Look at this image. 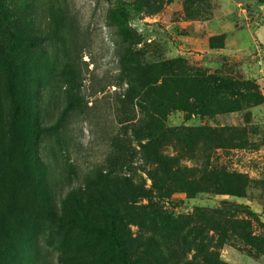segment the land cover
<instances>
[{
	"label": "rangeland",
	"instance_id": "rangeland-1",
	"mask_svg": "<svg viewBox=\"0 0 264 264\" xmlns=\"http://www.w3.org/2000/svg\"><path fill=\"white\" fill-rule=\"evenodd\" d=\"M124 22L137 43L121 34ZM14 42L12 92L0 63V264H60L62 234L42 211L45 167L54 173V197L108 165L150 185L130 129L143 114L129 81L141 73L136 63L182 58L244 88L234 111H168L167 126H205L217 136L212 144L161 141L200 186L160 204L211 238L212 261L264 264V0H0V55ZM211 170L242 176L243 193H216ZM63 239L70 254L88 252L89 242L103 248L77 228L64 229ZM194 246L172 249V264L202 259Z\"/></svg>",
	"mask_w": 264,
	"mask_h": 264
},
{
	"label": "trees",
	"instance_id": "trees-1",
	"mask_svg": "<svg viewBox=\"0 0 264 264\" xmlns=\"http://www.w3.org/2000/svg\"><path fill=\"white\" fill-rule=\"evenodd\" d=\"M51 8L59 10L60 5L57 2ZM183 10L186 15L190 14L185 5ZM120 32L132 40V44L137 43L125 22L120 26ZM16 45L14 42L9 46L10 55H0V63L8 75L9 92L17 86L12 65L18 58ZM135 65V70L141 73L136 80L129 81L130 96H136L143 118L130 125V129L138 140L140 159L144 164L142 170L150 185L147 186L142 177L115 171L108 165L94 168L81 183L72 185L68 182L54 197L51 189L54 173L51 167H45L41 185L45 203L42 211L62 234L60 264H172V249L190 244L205 254L200 260L195 255L191 259L185 258L182 260L184 264H219L207 255L211 238H205L199 228L192 227L195 222L190 218L186 222L187 218L165 212L160 204L161 200L178 190L188 195L198 192L200 186L184 176L192 171L181 167L174 155L166 153L161 141L185 146L200 138L204 143L212 144L217 130L205 126L169 127L165 124L168 111L206 115L234 111L239 109L240 101L233 97L240 95L244 83L207 73L191 60L183 58ZM14 105L19 107L13 110L14 113L23 115L24 110L16 103ZM15 133L17 146H24L23 127L18 124L13 131ZM210 172H218L215 175L217 183L213 185L216 193H243L246 181L242 176L225 170ZM130 224L137 225L138 231L133 232ZM72 228H77L87 238H98L103 248L96 249L97 246L89 242L88 252L68 253L63 232Z\"/></svg>",
	"mask_w": 264,
	"mask_h": 264
}]
</instances>
